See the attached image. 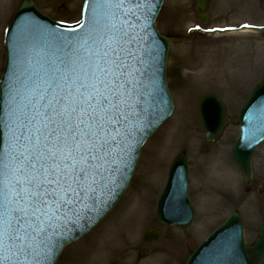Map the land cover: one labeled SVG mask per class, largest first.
I'll use <instances>...</instances> for the list:
<instances>
[{"label":"snow or ice","instance_id":"obj_1","mask_svg":"<svg viewBox=\"0 0 264 264\" xmlns=\"http://www.w3.org/2000/svg\"><path fill=\"white\" fill-rule=\"evenodd\" d=\"M148 3L88 0L80 35L48 30L42 75L16 50L0 116V264H52L67 223L83 227L104 203L97 193L119 186L145 130L141 102L158 88L144 67L151 53L134 50L133 25L122 22Z\"/></svg>","mask_w":264,"mask_h":264},{"label":"rangeland","instance_id":"obj_2","mask_svg":"<svg viewBox=\"0 0 264 264\" xmlns=\"http://www.w3.org/2000/svg\"><path fill=\"white\" fill-rule=\"evenodd\" d=\"M23 1L0 0V77L5 66L6 32ZM33 1L53 19L75 23L81 18L85 0ZM208 12L210 19L200 23L194 0H165L156 26L162 35L179 39L197 27L264 26V0H209ZM173 69L181 72L178 80L170 77ZM263 79L262 35L215 37L197 32L189 42L173 43L168 58L173 115L145 144L132 185L113 212L88 236L69 245L57 264H185L192 248L234 210L245 217L246 239L252 244L264 221V143L255 154L253 187L244 183L231 160V151L240 134L239 112ZM208 93L220 96L232 119L220 141L213 145L206 143L197 110L200 99ZM182 152L188 155L189 196L197 212L188 235L160 224L156 218L170 165ZM259 188H263L261 194ZM123 215L124 243L113 245L107 240L108 233L121 224ZM151 227L162 230L154 246L144 241Z\"/></svg>","mask_w":264,"mask_h":264},{"label":"water","instance_id":"obj_3","mask_svg":"<svg viewBox=\"0 0 264 264\" xmlns=\"http://www.w3.org/2000/svg\"><path fill=\"white\" fill-rule=\"evenodd\" d=\"M87 3L88 0H86V5ZM163 3L164 0H149L144 12L147 15L146 20L141 22V24L147 25L148 52L153 57L146 67L155 71L158 80V88L155 89L153 97L141 102L142 106L147 109L143 113L145 130L138 132L128 167L119 174L121 175L119 186H111V193L107 191L103 194L97 193V196L104 202L97 205L100 208L99 214L91 213L89 219L82 216L79 223L83 227H76L70 222L67 223L66 235L68 240L58 250L52 264L57 263L61 252L68 244L88 235L112 212L131 185L143 144L173 113L174 104L166 82V64L172 40L160 36L154 28V21ZM195 7L200 12L199 21H207L209 19L207 14L208 0H195ZM85 9L83 21L76 26H68L54 22L43 15L32 0H25L12 21L6 40L7 64L1 82L0 116L7 112V104L9 103L6 95V82L14 78V71H20L15 58L16 50H27L31 56L33 45H43V48L46 49L45 42L48 39V30L62 32L65 35H79L81 33L80 25L86 23L87 12ZM72 29L77 31L72 32ZM249 29L264 32V28ZM157 69L158 71H156ZM172 77L178 79L180 73L174 71ZM199 114L207 142L217 141L229 123L224 104L217 96L213 94L206 95L200 101ZM239 122L241 136L232 151V160L240 169L244 181L251 186L254 179V154L257 147L264 142V81L255 88L250 99L243 107ZM4 131L6 133V130ZM157 216L163 224L182 227L185 231H188L193 221L194 211L188 198V160L184 153L175 160L171 167L167 187L158 204ZM160 235L161 232L158 229H149L145 239L150 244H156L160 239ZM263 263L264 226L255 246L250 248L246 246L244 241L242 220L238 215H234L197 248L187 264Z\"/></svg>","mask_w":264,"mask_h":264},{"label":"bare ground","instance_id":"obj_4","mask_svg":"<svg viewBox=\"0 0 264 264\" xmlns=\"http://www.w3.org/2000/svg\"><path fill=\"white\" fill-rule=\"evenodd\" d=\"M245 33H249V32L245 31V32L236 33V34L235 33H231L230 35L234 36V35L245 34ZM216 36L217 37H221V35H215V37ZM118 225H119V228H118ZM124 226H126V217L124 218V215H123L121 224H117V225L113 226L111 228V230H109V233H108L109 235L107 237V240L110 243H113V245H115L116 243L123 244L124 243V237H123L122 229H123ZM155 262H156V260H155Z\"/></svg>","mask_w":264,"mask_h":264}]
</instances>
